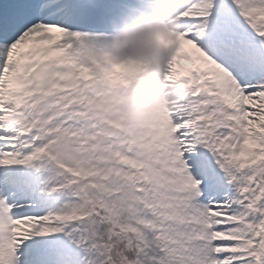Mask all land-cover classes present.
I'll return each instance as SVG.
<instances>
[{
  "label": "snow or ice",
  "instance_id": "1",
  "mask_svg": "<svg viewBox=\"0 0 264 264\" xmlns=\"http://www.w3.org/2000/svg\"><path fill=\"white\" fill-rule=\"evenodd\" d=\"M158 14L133 126L97 54ZM0 264H264V0H0Z\"/></svg>",
  "mask_w": 264,
  "mask_h": 264
},
{
  "label": "bare ground",
  "instance_id": "2",
  "mask_svg": "<svg viewBox=\"0 0 264 264\" xmlns=\"http://www.w3.org/2000/svg\"><path fill=\"white\" fill-rule=\"evenodd\" d=\"M168 17V15L165 14H158L155 17L145 20V19H138V20H129L125 22L121 25L123 27V25L125 26L123 29H121V26L118 27L117 29H121L120 32L122 34V38L126 37V36H131L133 37L134 35L139 36L141 35L142 31L145 30L146 28H152V24L157 22V21H161L163 24L167 21L166 18ZM154 29V28H153ZM130 30H134L136 31L135 34H131ZM53 35H58L56 33H53ZM155 40H156V45L159 47L156 48L155 50H153L152 52H159L161 45L164 43L165 41V37L162 36V34L160 35V33H157L155 30ZM114 40V37L112 38ZM117 40H121V38L117 39ZM124 41V40H123ZM109 44V43H108ZM134 48L136 47L135 45L133 46ZM133 53L129 54L128 52H123V53H119V57H113V56H106L104 58H99L98 60L105 65L106 68L112 70L113 72H118L120 73V77L116 80L113 81V86L116 87H120L124 84L127 83V78H129V82L133 83V89L131 92V95H138L139 91L136 90L135 87V83L138 81L139 77L138 75H136L137 73L146 70V65L143 64H130V65H122L119 63L120 59L126 55H131V56H135L134 53L136 54L135 57H143V58H147V56L144 54V52H140L139 49L137 50H132ZM109 96H106L105 98H108ZM116 100H113L112 102H108L106 101L105 104V110H112L117 108L120 105H124V107L127 109L128 107L134 105L135 100L132 98L130 101L128 102H124L122 101L120 102H115ZM157 107V106H156ZM125 111V110H124ZM155 111V110H154ZM123 111H120L119 114H121ZM153 113V112H152ZM151 113V114H152ZM151 116V115H150ZM128 116L126 115L125 118L122 121H127ZM146 121V120H145Z\"/></svg>",
  "mask_w": 264,
  "mask_h": 264
},
{
  "label": "clouds",
  "instance_id": "3",
  "mask_svg": "<svg viewBox=\"0 0 264 264\" xmlns=\"http://www.w3.org/2000/svg\"><path fill=\"white\" fill-rule=\"evenodd\" d=\"M188 0H173L174 6L186 4ZM138 46L143 49L145 55H152L151 45L148 42H140L134 37H127L122 43L116 46V51L120 52L131 46ZM161 102L159 91L156 88L141 87L134 105L128 107L127 122L130 125H136L149 118L151 113L155 110L156 106Z\"/></svg>",
  "mask_w": 264,
  "mask_h": 264
},
{
  "label": "rangeland",
  "instance_id": "4",
  "mask_svg": "<svg viewBox=\"0 0 264 264\" xmlns=\"http://www.w3.org/2000/svg\"><path fill=\"white\" fill-rule=\"evenodd\" d=\"M142 19V18H141ZM167 19H169V16L166 18V20ZM161 25H163V23L161 22V21H157V22H155V23H153L152 24V28H146V29H156V32L157 33H160V35L162 34V36H164L165 37V39H166V35H165V30L162 28V27H158V26H161ZM145 29V30H146ZM145 30H143L141 33V35H139V36H136V35H134L133 37L134 38H136V40H138V41H140V42H148L150 45H151V48H152V51L153 50H155L156 48H158L159 49V47L156 45V40L154 39L155 38V31H153V32H148V33H146L145 32ZM131 34H135L136 33V31H132V32H130ZM121 37V40H117V39H119ZM120 37H118L117 39H111V41L109 42V44H107L106 46H105V52L106 53H110V55H100V54H97V59H99V58H104V57H106V56H113V57H119V53H125V52H128L129 54H131V53H133L132 52V50H137V49H139V51L140 52H142L143 51V49L142 48H140V47H138V46H136L135 48L133 47V46H131V47H128V48H126V49H124L123 51H120V52H117L116 51V46L119 44V43H122L123 42V40H125L128 36H126V37H123L122 38V35L120 34ZM155 53H157V52H155ZM134 55L136 56V54L134 53ZM134 56V57H135ZM147 56V58L146 59H148V60H151V59H153V56L152 55H146ZM138 58H143V57H138ZM188 66V62L187 61H179L178 62V67L179 68H183V67H187ZM129 80V78H127V83L129 82L128 81ZM126 84H124V85H122V86H125ZM122 86H120V87H122ZM131 92H133V91H131ZM131 92H129V93H127V95L126 96H120V97H115V96H109L108 98H105L103 101H102V105H101V107L102 108H104L105 109V104H106V101H108V102H112L113 100H116L115 102L117 103V102H122V101H124V102H128V101H130L133 97L136 99L137 98V96L136 95H131ZM161 103H162V101H161ZM158 106V108L161 106L160 105V103L157 105ZM157 110V109H156ZM154 112V111H153ZM127 115V111L125 110V111H123L121 114H119V119L122 121L124 118H125V116ZM149 118H150V116H149ZM148 118V119H149ZM147 120V119H146Z\"/></svg>",
  "mask_w": 264,
  "mask_h": 264
}]
</instances>
